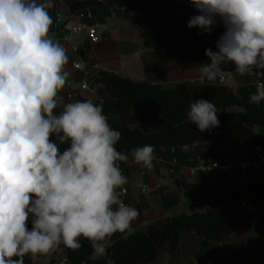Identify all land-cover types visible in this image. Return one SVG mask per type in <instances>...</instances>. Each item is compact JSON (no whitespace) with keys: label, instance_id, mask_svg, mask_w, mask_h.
<instances>
[{"label":"clouds","instance_id":"9594fccd","mask_svg":"<svg viewBox=\"0 0 264 264\" xmlns=\"http://www.w3.org/2000/svg\"><path fill=\"white\" fill-rule=\"evenodd\" d=\"M187 2L198 13L188 19L189 29L199 35L224 29L216 50H205L209 62L193 68L212 86L222 83V65L229 63L238 75L254 76L248 103L259 107L264 103V0ZM52 7V0H0V264H25V256L36 264L61 245L78 251L81 238L94 258H107L108 238L125 232L139 216L120 199L119 189L128 181L118 162L131 158L151 170L157 159L154 145L118 151L121 132L90 99L55 112L69 57L49 35ZM230 90L241 98L238 84ZM218 112L211 100L200 98L189 103L185 115L203 133L220 126Z\"/></svg>","mask_w":264,"mask_h":264},{"label":"trees","instance_id":"16d2710c","mask_svg":"<svg viewBox=\"0 0 264 264\" xmlns=\"http://www.w3.org/2000/svg\"><path fill=\"white\" fill-rule=\"evenodd\" d=\"M118 6L131 16L142 29L144 47L149 50L167 51L189 60H205V50L215 49V41L224 31L222 26L211 34H198V29L187 27L188 19L198 14L188 7L183 18L179 17L175 0H74L71 10L90 7ZM223 72L235 74L234 65H222ZM254 77V76H252ZM104 85L109 97L103 102V113L120 116L121 123L110 126L122 134L115 146L118 151L129 152L146 144L156 146L155 154L165 148L184 147L198 142L219 141L248 144L252 150L264 149V103L259 107L248 103L255 91V84L239 85L240 97L231 94L229 84H195L182 82L167 89L150 81H135L115 72L102 70L95 79ZM209 99L218 108L220 126L210 132H200L186 117L189 103L196 99ZM82 96L77 100H86ZM71 102V103H72ZM63 110L57 106L55 112ZM155 118V128L141 129L137 123ZM66 145L61 146V150ZM179 183V181H177ZM185 186H189L186 184ZM200 203L194 213L176 212L169 219L154 222L108 246L107 258H94L87 240L78 251L67 247L72 264H154L164 253L174 258L183 232H194L211 241H222L247 223L264 227V213L248 208L245 203L254 198L264 199V178L256 177L247 182L227 181L205 183L200 186ZM25 264H33L29 256Z\"/></svg>","mask_w":264,"mask_h":264},{"label":"crops","instance_id":"0c3cea01","mask_svg":"<svg viewBox=\"0 0 264 264\" xmlns=\"http://www.w3.org/2000/svg\"><path fill=\"white\" fill-rule=\"evenodd\" d=\"M73 1L52 0L53 7L48 10L53 17L49 35L53 39L68 36V40L64 41L69 57V62L65 66L69 73L67 80L72 81L74 88L78 90L84 81L92 85L89 90L79 91V96L94 103L103 102L109 97L104 85H93L102 70L115 72L135 81L161 84L167 89L186 81L208 84L193 68L201 63H207L205 60H189L167 51L146 49L142 29L123 8L116 5L108 8L98 6L82 9L90 17L78 22L95 26L98 36L101 37L100 41L93 42L86 33L71 35L72 23L68 21V13ZM175 1L179 17L183 18L190 6L187 0ZM74 47H78V50H74ZM135 52L141 53L139 58L133 55ZM78 62L85 63L87 68L77 70L74 65ZM95 65H100V68L94 69ZM222 78L225 79L224 82L218 81V84H255L256 79L249 75L240 76L237 73L223 71ZM63 88L58 95L63 92ZM71 102L62 98L57 100V106ZM107 118L109 125L122 122L120 116ZM155 126L154 117L137 123V127L141 129ZM258 154L264 155V149L252 150L248 144L233 141L226 143L207 141L163 149L161 153L156 154L157 159L153 162L154 167L151 170L131 163V158L128 163L118 162L128 181L121 186L126 187L128 193L124 195L119 190L120 199L136 208L139 216L125 232L116 233L108 238V246L151 223L165 221L176 212L194 213L197 210L196 205L200 203L199 188L205 183L227 181L244 183L252 178H264V165L246 169L235 167L231 173L198 170L200 157L219 160L241 157L245 160ZM186 184L189 186H185ZM245 205L264 213V199H250ZM208 259H213L215 264H264V227L247 223L229 238L218 242L200 237L194 232H183L176 256L172 258L170 254L164 253L154 264H194L196 261L204 262ZM36 264L72 263L68 259L65 246L61 245L46 255H40Z\"/></svg>","mask_w":264,"mask_h":264},{"label":"built area","instance_id":"2783aa9c","mask_svg":"<svg viewBox=\"0 0 264 264\" xmlns=\"http://www.w3.org/2000/svg\"><path fill=\"white\" fill-rule=\"evenodd\" d=\"M90 17V15L86 12H84L82 9L79 10H70L68 13V21L69 23H72V26L70 28V34L76 35L79 33H86L93 42H98L101 40V37L98 36L97 30L95 26H91L86 24L85 22H78L79 20H84L86 18ZM61 43V45L65 48L64 41L68 40V36H59L56 39ZM74 50H78V47H74ZM75 68L77 70H85L87 68V65L83 62L75 63ZM100 65H95L94 69H99ZM99 75V74H98ZM224 78H222V82H224ZM93 85H97L95 82ZM92 87L90 83L87 81H84L81 85L79 90L74 88L73 82L70 80L66 81V84L63 88V92L59 94L56 99L61 100L62 98H66L68 101H74L77 97H79L78 92L89 90ZM264 165V155L258 154L255 157L248 158V159H242L241 157L236 158H229L225 160H219L212 157H200L198 159V170H206L210 168L211 170H217L222 171L224 173H231L232 170L235 167H241L242 169H246L248 167L252 166H259ZM122 194L126 195L128 193V189L126 187H121L119 189ZM146 189H144L145 191ZM123 203L125 201L121 200ZM194 264H215V261L213 259H208L206 261H196Z\"/></svg>","mask_w":264,"mask_h":264},{"label":"bare ground","instance_id":"6f19581e","mask_svg":"<svg viewBox=\"0 0 264 264\" xmlns=\"http://www.w3.org/2000/svg\"><path fill=\"white\" fill-rule=\"evenodd\" d=\"M192 69H193V68H192ZM183 70H185V69H182V71H183ZM187 71H188V70H187ZM191 71H193V70H191ZM194 74H195V73H194ZM181 77H182V76H181Z\"/></svg>","mask_w":264,"mask_h":264}]
</instances>
